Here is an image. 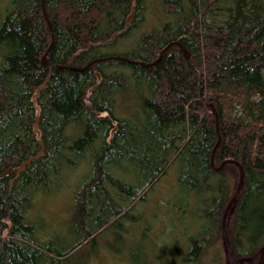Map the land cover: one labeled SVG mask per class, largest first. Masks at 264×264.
Returning a JSON list of instances; mask_svg holds the SVG:
<instances>
[{"label": "trees", "instance_id": "16d2710c", "mask_svg": "<svg viewBox=\"0 0 264 264\" xmlns=\"http://www.w3.org/2000/svg\"><path fill=\"white\" fill-rule=\"evenodd\" d=\"M2 8L0 174L30 160L0 178V264H86L98 237L123 240L125 223L139 221L138 205L172 170L181 196L162 204L166 223L171 211L194 228L184 226L170 264H221L214 242L237 169L209 166L217 141L209 105L220 138L213 167L231 160L243 171L225 221L232 256L258 259L264 0H7ZM108 57L142 65L57 68ZM82 162L88 172L71 194L68 240L40 236L27 218L35 198Z\"/></svg>", "mask_w": 264, "mask_h": 264}, {"label": "rangeland", "instance_id": "374dc122", "mask_svg": "<svg viewBox=\"0 0 264 264\" xmlns=\"http://www.w3.org/2000/svg\"><path fill=\"white\" fill-rule=\"evenodd\" d=\"M6 1L0 0V16ZM145 15L148 18V11ZM130 18L129 14L127 23ZM2 52L0 48V55ZM79 163L72 170H62L52 180L49 191L41 192L40 197L35 198V207L27 218L30 223H34L40 236L45 237L43 234L48 232L53 234L55 242L68 240H66L68 231L66 222L69 219L71 194L88 172L86 163ZM180 196L181 191L175 186L174 171H168L153 187V191L149 196L147 195L145 201L138 205L136 211L140 217L139 221L133 224L125 223L121 229L123 240H116L112 235L98 237L97 246L86 264H170L175 260L178 248L182 246V229L184 226L188 231L194 228L192 224H185L183 219L176 221L171 211L167 214L166 223L162 204L169 200L171 203L178 202ZM170 207L168 203L167 209ZM214 248L218 250L221 264H227L221 235L214 242ZM257 260L253 259L252 262L256 263ZM261 264H264V255Z\"/></svg>", "mask_w": 264, "mask_h": 264}, {"label": "water", "instance_id": "95a60500", "mask_svg": "<svg viewBox=\"0 0 264 264\" xmlns=\"http://www.w3.org/2000/svg\"><path fill=\"white\" fill-rule=\"evenodd\" d=\"M47 26L48 27L50 26L49 23H47ZM172 44L177 46V48L182 52L183 57L186 60L189 59L188 53L181 47V45L179 43L173 42ZM50 45H51V43H50ZM50 45H49V47H50ZM166 47L161 52H163L166 49ZM161 52L159 53L158 57L156 58V60L154 62H152V63H150V64H148L146 66H151L154 63H156L159 60V58H160ZM44 55L41 57V64L46 66L48 63L45 60ZM108 59L123 60L125 62L130 63V64H134L135 63V64H138V65H142V63L130 62V61H127V60H125L123 58H120V57H108V58H102V59L94 60V61L88 63L86 66H84L83 68H80V69H75V68H71V67H57V68H65V69L72 70V71H83V70L87 69L90 65H92L95 62L108 60ZM209 108H210L212 114L214 115L215 134L217 136V141H216V143H215V145H214V147H213V149L211 151L210 160H209V166H210L211 170H213L215 172L220 171L223 168V166L226 165V164H231V165L235 166V168L237 169V183H236V186H235L234 191H233L232 195L230 196L228 202L226 203V205H225V207L223 209V212L221 214V218H220V233H221V238H222V242H223L225 253H226L227 264H244V263L245 264H261L262 257L264 255V247L262 248L256 263H253L251 260L245 259V258L244 259H234L233 256H232L231 247H230V244H229V241H228V238H227V235H226V231H225V221H226V217H227L229 209L231 208L232 204L235 202V200H236V198L239 195V192L241 190V186H242V182H243V171H242L240 165L236 161H231V160H224L217 167H213V162H212L213 153H214L215 148L218 145V142H219L220 138H219L218 131H217V116H216V113H215V111H214V109L212 108L211 105H209ZM35 122H36V119H35ZM34 130H35V126H34ZM29 160L30 159H27L25 162H21L20 165L17 168H14V169L7 168L6 170H4L0 174V178L4 177V176H6V175H8L10 173H14L15 176H17L18 173L23 169V167L29 162Z\"/></svg>", "mask_w": 264, "mask_h": 264}]
</instances>
